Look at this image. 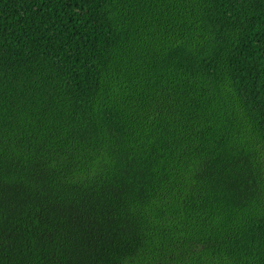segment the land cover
<instances>
[{
  "label": "trees",
  "instance_id": "trees-1",
  "mask_svg": "<svg viewBox=\"0 0 264 264\" xmlns=\"http://www.w3.org/2000/svg\"><path fill=\"white\" fill-rule=\"evenodd\" d=\"M0 264H264V0H0Z\"/></svg>",
  "mask_w": 264,
  "mask_h": 264
}]
</instances>
